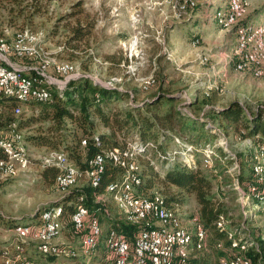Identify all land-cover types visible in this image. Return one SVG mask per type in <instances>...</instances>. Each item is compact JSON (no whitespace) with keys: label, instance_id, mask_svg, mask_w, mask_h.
I'll list each match as a JSON object with an SVG mask.
<instances>
[{"label":"rangeland","instance_id":"1","mask_svg":"<svg viewBox=\"0 0 264 264\" xmlns=\"http://www.w3.org/2000/svg\"><path fill=\"white\" fill-rule=\"evenodd\" d=\"M122 1L124 0H14L0 3V39L7 37V42L13 44L18 33L27 31L33 38L39 39L37 43H33L34 55L38 59L49 58L56 64H70L74 67V73L79 74L76 79L87 75L93 83L99 86L117 87L127 91L129 97L116 102L115 104L118 106L133 103L132 99L141 104V100L161 91L175 95L180 101L175 102L174 106L182 107L184 111L192 115H203L207 109L222 108L219 105L233 100L239 101L250 114L259 110L264 113V76L257 78L251 73L238 71L235 66L238 62V54L235 50L240 31L260 26L264 30V2L253 4L254 0H243L245 4L243 16L231 21L229 17L226 18L228 0H212L206 18L201 23L191 25L194 15L199 14V11L205 8L206 3L200 4L198 0H195L196 9L180 13L175 7L176 0H147V7H149L147 9L151 10V14L156 12L162 16V20L159 18L157 22L158 28L154 27L156 13L154 15L147 14L142 18L140 11L135 10L129 13V32L131 30L132 33L122 32L118 37L112 38L110 36L112 33L107 31L105 34L103 31L105 23L108 21H105V18L108 14L117 15ZM77 3H81V5L77 6ZM218 8L224 9V15L221 18L215 16ZM71 11L76 14L68 19ZM87 19L95 21L97 30L102 27V33L101 30L97 33L93 29L88 41L79 48V52H73L71 45L66 44V40L71 36L73 27L78 21L85 23ZM245 20L251 23L243 25ZM113 22L111 19L109 20V25L112 27ZM215 25L218 27L214 28L212 33L210 32L208 42L198 44V39L191 40L192 33L200 27L208 30ZM144 27H147L148 31L141 29ZM20 28L24 29L18 30ZM221 30L232 31L235 34L236 42L229 46V50L227 45L233 37L230 33L225 34ZM143 33L147 35L142 36ZM104 36L108 38L104 39ZM28 46L30 47L31 43ZM71 53L76 56L72 58ZM88 57H91L90 62H88ZM17 62L21 65L28 64L26 60L18 59ZM83 64L88 67L87 70L83 68ZM152 74L156 79V84L145 89L146 82L141 80H148ZM47 85L49 87L56 86L59 90L57 84L52 80ZM66 86L63 88L65 89ZM192 101H197V104L190 106ZM36 106L38 107L39 104ZM22 108L25 113L23 118L31 115L32 106L24 105ZM165 109L164 106L161 111ZM204 119L210 126L208 129L212 127L216 132H212L211 129V131L208 130L209 133H213L216 137L206 141L211 138L206 132L205 135L200 136L199 140H196L200 142L196 145L182 141L177 142L175 139L168 142L167 152L170 153V157L169 163L167 162L165 165L157 159L152 151H149L148 155L144 157L141 156L137 138L132 140L135 142L130 141L132 143H129L128 148L124 151L128 153V161L136 165L137 172L144 181L147 176V163L152 164L154 170L159 172H162L164 167L174 161L185 163L187 166H199L204 172L213 170L212 192L222 207L228 209L230 215L222 218L218 227L232 229L237 240L231 234L230 237L234 239L233 248L227 246L224 248L225 254H220L215 250L214 241L211 238L209 247L204 252L202 251L203 253H199L198 259L203 257L205 264H230L236 254L244 257L249 249L263 248L261 242L264 241V191L250 193L248 183H243L244 181L242 182L240 179V160L243 161L244 175L249 173L247 165L253 163L252 180L255 181L259 175H262V180H264V155L261 154L264 149L261 151V148L254 145L252 138L244 136L245 118L237 126L221 119H212L209 116H205ZM45 125L38 123L20 130L23 132L24 140L26 136L38 132ZM100 130L104 131L105 129L98 126L97 131ZM69 142L70 140H68ZM206 142L214 143L205 144ZM140 144L144 146L142 143ZM151 145L149 143V147ZM25 146L31 162L32 155L35 159L43 161L51 152L44 146L28 144L26 140ZM253 155L256 157H252ZM80 168L84 169L81 166ZM41 169L39 162L34 160L28 170L23 169L19 164L11 176L0 177V254L3 247L16 240L13 249H7L5 256L9 255L10 250H12V256H20L22 251L27 259L32 260L27 256V249L31 245L34 246L33 243H29V240L36 241V237L32 235L27 240L28 235L18 234L15 236L13 231L18 226L36 227L41 224V215L52 210L55 221L61 230V235L52 243L61 250L55 260L60 259L61 263L63 260L65 264H110L112 257L105 243L108 232L114 229L117 231L112 226L115 223L131 225L126 220V210L121 208L120 193L104 192L97 198V202L107 206L105 211L109 216L106 218L102 216L99 220L98 216L93 215L97 218L93 219V222L100 223L103 235L97 250L91 251L82 245V240L88 230L84 228L83 232H76L71 222V215L62 216L61 210H53V207L56 206L45 210L37 220L34 219V215L43 206L54 204L65 194L56 184H49L42 178ZM123 174L122 169L111 182L115 180L122 182ZM79 181L80 183L78 182L73 188L86 184L93 187L92 180L86 175H82ZM155 181L152 189L147 191H144L142 187V189H131V186L128 185L131 190L130 194H136L140 198L153 196L165 204V198L159 191H166V186ZM253 184L263 185L260 181ZM169 190L177 191L172 185L169 186ZM101 196L104 198L101 199ZM255 198H261L262 205L257 204L254 201ZM169 207L190 230L194 229L193 219L201 221L197 214L198 205L193 194L184 195L182 204ZM11 218L17 220L8 223L7 220ZM13 223H19V225L14 227ZM145 226L146 223L133 227L143 230ZM139 231L140 229L136 233ZM136 233L133 234V237ZM209 235L208 231L201 248L203 246L206 248ZM133 237L131 239L127 237L128 241L133 240ZM261 237L262 241H258ZM242 241L245 243L241 244ZM20 246L24 251L20 249ZM220 246H222V242ZM198 250L194 251L193 245L191 246L192 255H197ZM230 255H232L231 258H229ZM226 257L229 260L223 261ZM1 262L2 256H0V264ZM3 262L7 264V261Z\"/></svg>","mask_w":264,"mask_h":264},{"label":"trees","instance_id":"2","mask_svg":"<svg viewBox=\"0 0 264 264\" xmlns=\"http://www.w3.org/2000/svg\"><path fill=\"white\" fill-rule=\"evenodd\" d=\"M12 1L14 0H0V3L3 4ZM76 5L79 6L81 3H77ZM75 14L76 13L71 11L68 15V19ZM86 21L87 22L84 23L79 20L76 26L73 27L71 36L66 40V44L71 45L73 52H79V48L88 41L95 27L94 20L88 21L87 19ZM248 23L251 22H246L245 20L242 24L245 25ZM21 29L24 28L18 30ZM2 39L3 37L1 40ZM70 56L73 58V56L76 55L71 53ZM19 60H26L28 64L31 62L28 59ZM90 61L91 57H88V62ZM83 68L86 70L88 69L85 64H83ZM50 91L52 101L46 103H39L36 101L21 103L13 97H0V132H8L12 127L14 128L13 122H16L17 131L27 129L31 125L38 123L46 124L41 127L38 132L26 137L24 135L27 143L44 146L50 151L67 153L68 158L70 157L69 161H73V164L76 163L75 165L79 168L80 166L85 168L90 160L105 152L114 151L123 153V151L128 148L127 146L129 143L135 142L132 141L135 138L139 141V154L141 156L144 157L148 155L149 151H152L157 159L165 165L167 162L169 163L170 157V153L167 152L169 148L167 146L168 142L175 139L177 142L182 141L196 145L200 143L196 140H199L200 136L202 134L205 135L206 132L208 136L211 137L206 141L211 140L212 137H216L213 133V135L209 133L208 130L211 131V129L212 132H216L212 127L208 129L210 126L205 121V116H209L212 119H221L228 123L235 124L236 126L245 118L244 136L252 138L255 146L264 149V113L259 110L254 114H250L237 100L229 102L222 108L211 107L207 109L203 115H192L184 111L182 107L174 106V103L180 101V99L174 97L175 95L170 96L161 91H157L154 95L141 100V104L135 99H132L133 103L118 106L115 103L128 98V92L117 87L99 86L93 83L87 75L71 80L62 91L58 90L56 86H52ZM18 104H20L21 107L24 105L32 106L33 111L31 115L23 118L25 114L24 110L21 114L17 115L15 113V108ZM36 104H39V106L37 107ZM196 104L197 101L190 102V106ZM164 106L166 109L161 111V108ZM98 126H101L106 131H97ZM193 137L195 139H192ZM217 137H219L218 134ZM85 138L88 143L87 145H82V140ZM68 140H70L69 143ZM149 143L152 144L151 147H149ZM208 143L214 142H206L205 144ZM252 157H254V155ZM5 158L6 155L0 148V159ZM238 159L240 160L239 156ZM36 161L39 162V165L42 167L40 172L42 178L49 184H56L55 178L59 176L57 175L59 169L53 166H42V162L39 159H35V162ZM147 165V176L145 177V181L143 180V186L141 187L144 191L151 190V187H153L156 182L155 180L164 184L166 186V191L163 190L159 192H162L161 194L165 198V206L169 207L182 204L184 195H194L198 205L197 214L202 221L203 228L207 233L209 231L210 234L208 236L206 248L203 246L198 250L199 252L197 251L198 256L199 253H203L209 247L211 238L214 241L215 250L219 251L220 254H225L224 248L227 246L233 248L234 239L231 238L230 235H234L235 238V232L228 227L225 229L218 227L220 220L230 215L228 209L222 207L217 201L216 195L212 192L213 170L204 172L199 166H187L185 163L177 161L171 162L167 167L163 166L162 172L154 170L153 165H150V163H147ZM240 166V179L242 182L244 181L243 183H248L247 186H250V193H260L264 191L263 185L253 184L255 182L252 180L253 163L247 165L249 173L246 175H244L243 161L241 160ZM120 170H122L121 167L107 162L100 181L101 183H99L97 187H91L86 184L81 187L73 188L70 192L65 193L60 200L54 202V204L43 206L40 211L34 215V219L37 220L40 218L41 213L53 206H56L53 207V210H61L62 216L66 214L72 215L78 205L86 207L88 214L90 213V215L98 216L99 220L102 216L105 218L108 217L109 215L105 211L107 206L105 207V205L96 200L105 192L104 190L109 182L114 180ZM171 185L175 186L177 191L171 192L169 190V186ZM136 197L138 198L140 196L137 195ZM254 201L262 205L261 198H255ZM93 219L97 218L93 217ZM16 220L17 219L11 218L7 221L8 223H12ZM13 224L14 227L19 225V223ZM117 224L118 223L112 225L117 229V231L114 230L119 235L127 236L130 239L139 229L140 231L138 233L142 231L139 227V229L133 227L134 225L132 226L126 223L122 225ZM231 224H233L232 221ZM39 226L40 225H37L36 227ZM138 233H136L134 237ZM235 239L237 240V238ZM261 239L262 237L258 241H262ZM15 242L16 240L13 241L12 244H7V246L3 247L0 256L3 257L6 255L7 248L13 249ZM221 242L222 246H220ZM105 243L107 244V236L105 238ZM243 243H245V241L241 242V244ZM261 243H263V241ZM20 249L24 251L21 246ZM107 250L111 254L112 260L110 262L112 263L113 252L110 249ZM40 255L41 259H49V261L57 258L51 255ZM27 256L32 258V260L34 259L35 261L41 262L39 258H35L28 253ZM237 256L238 254H236L232 260L230 259V264L235 262ZM231 257L232 255H230L229 258ZM229 258L226 257L223 261L229 260ZM244 258L251 261V264H264V248L259 250L256 248L249 249ZM196 262L195 264H205L203 257H200ZM1 264H4L3 260Z\"/></svg>","mask_w":264,"mask_h":264},{"label":"bare ground","instance_id":"3","mask_svg":"<svg viewBox=\"0 0 264 264\" xmlns=\"http://www.w3.org/2000/svg\"><path fill=\"white\" fill-rule=\"evenodd\" d=\"M184 5L186 7L182 8L181 12H188L192 10L196 6L195 0H176V6ZM228 14L226 18L229 17L231 21L237 20L241 18L243 13L245 12V4L243 0H228ZM224 15V9L217 10L215 16L221 18ZM264 30L260 27L255 29L249 28L240 31L238 34V45L235 51H237L238 62H237V70L240 72H248L254 75L255 77H263L264 76ZM31 36L27 31H23L17 34L15 38V43L10 44L13 46H22L29 47L28 45L31 43ZM0 41H2L0 39ZM37 43V42H33ZM34 50V49H33ZM1 59H9L0 57ZM12 61V59H9ZM45 65H57L60 67V70L63 72H73L74 67L70 64H56L53 60L49 58H45L42 60ZM15 64V63H13ZM0 67H9V71H12L15 76H25L24 73L18 68H13L10 65H5L0 63ZM53 81V80H52ZM50 80H44V88L50 92L51 96V87L47 85ZM54 82V81H53ZM146 82V81H142ZM55 83V82H54ZM56 84V83H55ZM156 83L146 82L145 89H149L154 86ZM59 90H64V86H58ZM0 97H13L17 99L21 103H29L32 101H36L39 103H45L41 101V99H34L33 97H29L25 92H15L0 95ZM52 101V99H51ZM23 111H17V115L21 114ZM14 128L10 129L8 133H13ZM0 148L6 155L5 159H0V162H9L13 158V151H24L19 152V160H24V162H31V158L29 157V153L27 152L24 138L22 143L17 142H9L6 145H3V142H0ZM261 151L263 149H260ZM264 155V151L261 153ZM128 153L123 151V153H118L114 151H108L103 154H100V159H105V161H100L97 164L98 156L90 160L84 169L77 167L75 164H71V173L76 174L78 179L82 175L88 176L92 180L93 187H97L99 183H101L102 175L105 171V167L107 162L114 163L113 165L119 166L123 169L124 180L122 182H127L131 180L132 184L125 183H117V186L113 189L109 188V184L107 185L105 192L110 194L112 193H120L121 195V208L126 210V220L129 224L134 226H141L143 223H146L140 233H138L133 240H137L139 235H149V243H151L149 247L148 253V261L149 264H172V258L174 257L173 264H195V260L198 258V255L191 254V246L193 245L194 251L200 249L202 243L206 238V230L203 228V224H200L196 219H193V230L186 228L183 224V221L179 216H176L170 207L165 206L159 199H155L154 203L149 204V214L145 213V203H142V199H149V197H136V194H130L128 185L131 186V189H137L142 186L143 179L137 172V167L131 161H128ZM55 157H62V153L55 152ZM256 155H254V158ZM67 160L69 158L67 156ZM17 163H9L3 164L0 163V177H9L16 170ZM19 164V163H18ZM97 164V165H96ZM22 165V164H20ZM96 165V167H95ZM93 167L94 175L92 173ZM27 169L28 168H23ZM128 170V172H127ZM255 175V174H254ZM95 178V183H94ZM260 181L264 185V180H262V175L256 177L255 182L258 183ZM78 182L80 181L76 179H68L66 183L60 184V175L56 178V186L63 192L68 193L69 190L73 189ZM118 182V181H117ZM239 185V184H238ZM97 201V200H96ZM259 207V206H258ZM80 210H86V207L83 205H78L77 209L71 215V222L73 223L74 229L76 232L81 233L84 231V226L79 223H74V218H76L80 212ZM48 213H52L51 211H47L41 216V224L39 227H31V226H18L15 227L14 231L18 230V234L28 235V231L30 232H38L40 230V235H47L49 232V225H43L48 222ZM88 213V211H87ZM89 215V214H88ZM136 223V224H135ZM94 224V234L92 236V231L88 230V233L84 235V239L82 240V245L91 251L97 250L99 245V239L102 235V228L99 222L95 221ZM52 228L54 231H59V236L61 235V230L59 229L53 214L52 218ZM34 235L37 241V250L40 254L56 256L59 251L58 246L50 243V250L52 253L45 252L46 249V239H39V233H29V236ZM28 240V239H27ZM87 241V242H85ZM116 241H128V238L124 235H119L115 230H111L107 234V249L112 248ZM264 248V241L261 243ZM35 246V245H34ZM18 249V248H16ZM237 249V248H234ZM164 250V260H160V252ZM113 252V261L111 264H116L120 260V251H112ZM134 257L136 258H144L146 257L145 250V241H137V249L134 250ZM32 261V264H40L35 260H27ZM16 264H21V261H13ZM8 264V261H7ZM233 264H251V261L246 260L244 257L237 256V259Z\"/></svg>","mask_w":264,"mask_h":264},{"label":"built area","instance_id":"4","mask_svg":"<svg viewBox=\"0 0 264 264\" xmlns=\"http://www.w3.org/2000/svg\"><path fill=\"white\" fill-rule=\"evenodd\" d=\"M183 7L186 6L177 4L176 10L182 11ZM30 39V47L10 45L7 42V37L3 38V40L0 41V57L12 59V63H16L17 66H22L30 69V76H15L13 75L12 71H9V67H0V95L15 92H25L29 97H33L34 99H41V101L45 103L51 102L50 92L44 88V80H53L57 84V86H66L67 83L70 82V80L76 79L79 74L74 73V70L73 72H63L57 65H45L42 60L38 59L34 55L33 51V42H37L39 39ZM18 59H28L31 61V63L21 65L19 62H17ZM141 81L156 83V79L153 74L148 80ZM23 110L24 109L21 107V105L18 104L15 108V113L17 114V111ZM12 124L14 125L13 133H0V142H3V145H6V143L9 142L22 143L23 132L16 130V122H13ZM87 143L88 142L86 138L82 140V145H87ZM19 152H26V150L24 149V151H13V158L9 162L0 163H19L22 164V168L29 169L33 165L35 157L32 155V162H24V160H19ZM100 161H105V159H100V155H98L97 164ZM41 162L42 166H53L59 169V173L57 175H60V184L66 183L68 179H76L79 181L78 176L71 173V164L73 161L67 160V153H62V157H55V151H51L50 154L47 155ZM95 167L90 170L92 171L93 175ZM117 183L132 184L131 180L127 182H117V180H115L114 182H109V188H115L117 186ZM142 203H145L144 212L149 214V204L154 203L153 196L149 199H142ZM53 213L54 212L47 214L48 222L43 224L49 225V232L47 233V235H40V230L38 232L28 231L27 238L29 240V233H39V239H46L45 252L49 253H52V251L50 250V243L54 242L55 239L59 237V231H54V229L52 228ZM74 223L82 224L86 228V230H91L93 236V215H88L86 210H80L78 216L74 218ZM13 232L15 236H18V230ZM149 235H139V238L137 240L116 241V243H114L111 248V251H120V260L116 264H149L148 253L149 247L151 245V243H149ZM137 241H145L146 257L144 258L134 257V250L137 249ZM29 242L37 246V241L29 240ZM2 260L8 261V264H13V261H21V264H32V261H26V257L24 256L22 251L20 256H12V250H10L9 255L3 256ZM160 260H164V250L160 252ZM173 260L174 257L172 258V264Z\"/></svg>","mask_w":264,"mask_h":264},{"label":"crops","instance_id":"5","mask_svg":"<svg viewBox=\"0 0 264 264\" xmlns=\"http://www.w3.org/2000/svg\"><path fill=\"white\" fill-rule=\"evenodd\" d=\"M198 2L200 4H205L206 3V6H205L204 9H202L201 11H199V14L194 15L195 17H194V20L192 21L193 23H191V25L192 24H197L199 22L201 23L206 18L207 11H208V9H209V7L211 5L212 0H198ZM257 2L261 4L262 2H264V0H254L253 1V4H256ZM112 4H114V3H112ZM112 4H111V6H112ZM120 5H121V7L119 8V12H118L117 15L108 14V16L105 18V21L106 20H108V21L105 23L106 25L104 26L103 31L105 32V34H107V31H109L110 33H112V35L109 34L112 38L118 37L120 34H122V32H126L128 34L129 33H132L131 30L129 32V27H130V23H129V13H131L132 11L139 10L140 13H141V17L142 16L145 17L147 14L148 15H154V13H156V12H152V14H151V10H148L147 9V8H149V7H147L148 6V1L147 0H140V1L139 0H124V1H122L120 3ZM153 10H155V9H153ZM158 15L159 14H157V13L154 15L155 20H156L155 23H154V27L156 29L158 28V23L157 22L159 21V18H160V20H162V16L159 15L160 16L159 17ZM110 19L112 21H114L113 22V27L109 25V20ZM147 22H149V21H147ZM96 25L97 24H95L94 31L96 30V32L98 33L101 30V33H102V29H101L102 27L98 28V30H97L96 29ZM216 27H218V26L215 25L214 27H210L208 30L207 29H203L202 27H200L197 31H194L192 33V35H191L192 39L191 40L198 39V41H199L198 44H201L203 42H208V38L210 37V32L213 31L214 28H216ZM141 29H144V31H148V28L147 27H144V28H141ZM221 31L224 32L225 34L230 33L231 36L234 38V39L232 38V41H229L230 43H228V45H227V49L229 50V46L231 44H233L234 42H236L235 41V34L232 31H230V32H226L225 30H221ZM114 34H116V35H114ZM146 35H145V33L142 34V36H146ZM195 36H197V37H195ZM15 38H16V36H15ZM107 38H108L107 36H104V39H107ZM109 52L112 53V51H109ZM0 63L1 64H5V65H10L13 68H18L19 70H21L24 73L25 76H30V73H28V72H30V69L25 68V67H22V66H17L16 63L13 64L9 59H1L0 58ZM227 104L228 103H226L224 105H219V107H224ZM0 133H8V132H6V131L4 132L3 131V132H0ZM18 165L19 164L17 163L16 164V168H18ZM102 198H104V197L101 196V199ZM36 248H37L36 246H32L31 245V246L28 247L27 252H28L29 255H32L35 258H39L40 261L43 264H60L61 263V260L60 259H57V260H54V261L53 260L49 261V260L41 259V255L39 254V251ZM61 264H65L63 260H62V263Z\"/></svg>","mask_w":264,"mask_h":264},{"label":"water","instance_id":"6","mask_svg":"<svg viewBox=\"0 0 264 264\" xmlns=\"http://www.w3.org/2000/svg\"><path fill=\"white\" fill-rule=\"evenodd\" d=\"M170 96H174V95H170ZM175 97V96H174Z\"/></svg>","mask_w":264,"mask_h":264}]
</instances>
